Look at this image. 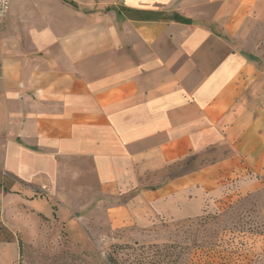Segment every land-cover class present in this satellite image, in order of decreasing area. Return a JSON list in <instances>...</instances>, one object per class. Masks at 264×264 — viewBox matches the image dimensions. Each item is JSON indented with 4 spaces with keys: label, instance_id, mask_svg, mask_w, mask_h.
I'll return each mask as SVG.
<instances>
[{
    "label": "crops",
    "instance_id": "crops-1",
    "mask_svg": "<svg viewBox=\"0 0 264 264\" xmlns=\"http://www.w3.org/2000/svg\"><path fill=\"white\" fill-rule=\"evenodd\" d=\"M8 6L5 192L23 185L49 195L71 214L58 223L106 235L200 215L224 181L238 179L246 193L264 187V68L255 53L264 0Z\"/></svg>",
    "mask_w": 264,
    "mask_h": 264
},
{
    "label": "rangeland",
    "instance_id": "rangeland-1",
    "mask_svg": "<svg viewBox=\"0 0 264 264\" xmlns=\"http://www.w3.org/2000/svg\"><path fill=\"white\" fill-rule=\"evenodd\" d=\"M255 53L263 69L264 41ZM240 184L218 185L200 215L106 235L58 223L71 214L49 195L0 188V264H264V187Z\"/></svg>",
    "mask_w": 264,
    "mask_h": 264
},
{
    "label": "built area",
    "instance_id": "built-area-1",
    "mask_svg": "<svg viewBox=\"0 0 264 264\" xmlns=\"http://www.w3.org/2000/svg\"><path fill=\"white\" fill-rule=\"evenodd\" d=\"M11 1L12 0H0V24L2 23V20L4 19L8 11L9 8L8 5Z\"/></svg>",
    "mask_w": 264,
    "mask_h": 264
}]
</instances>
